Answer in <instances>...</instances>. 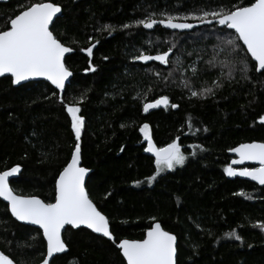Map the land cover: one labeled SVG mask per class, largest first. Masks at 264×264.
I'll return each instance as SVG.
<instances>
[{"label": "trees", "instance_id": "16d2710c", "mask_svg": "<svg viewBox=\"0 0 264 264\" xmlns=\"http://www.w3.org/2000/svg\"><path fill=\"white\" fill-rule=\"evenodd\" d=\"M35 2L0 3V30ZM53 2L63 12L51 30L74 51L65 60L73 78L63 96L47 82L16 88L10 77L0 79V172L20 166L21 175L11 182L16 194L54 202L55 180L77 143L66 111L75 105L84 119L79 143L90 172L86 190L108 218L117 243L143 239L159 222L178 239L177 264H264V231L258 227L264 223V187L232 180L224 172L232 161L230 149L264 142V74L253 69L247 79L239 71L231 80L221 77L219 63H207L217 37L225 35L212 25L190 20L196 25L190 30L135 26L149 13L160 19L162 12L183 15L247 0ZM124 24L133 26L124 29ZM105 25L113 27L111 34ZM172 44L168 65L134 59L142 51H167ZM93 45L91 56L82 51ZM177 57L182 66L175 63ZM193 62L199 69L195 77L187 70ZM184 77L192 80L193 90L211 87L218 77L222 86L214 88V95L192 97L181 86ZM161 95L169 97V107L145 115L143 103ZM145 123L158 147L179 138L186 156L183 165L151 183L156 168L144 150L140 128ZM233 230L241 240L226 235ZM63 238L68 252L51 264H126L113 242L88 230L68 228ZM46 247L42 232L18 223L0 200V250L16 264H41Z\"/></svg>", "mask_w": 264, "mask_h": 264}, {"label": "snow or ice", "instance_id": "6c2138e0", "mask_svg": "<svg viewBox=\"0 0 264 264\" xmlns=\"http://www.w3.org/2000/svg\"><path fill=\"white\" fill-rule=\"evenodd\" d=\"M59 14H62L59 4L53 0H39L10 19V27L7 30H0V77L10 74L14 85H20L22 82L35 78H44L56 89L61 91L65 89L66 81L72 75L66 67L65 54L70 53L72 49L65 46L50 29V26H54L55 20L60 18ZM159 15L162 18L157 19L156 13H149L145 18L135 21V26H142L149 30L157 25L172 30H190L196 26L189 22L190 20L200 25H212L216 32L225 35L217 37L219 44L215 46L213 58L207 63L212 67L219 63L221 77L231 80L234 78V73L239 71L247 79L249 78L247 73L253 69L264 74V0H247V3H240L232 8L221 6L212 10L200 9L183 15L167 12ZM132 26L131 24L122 25L124 29ZM103 30H108L111 34V30L114 29L111 25H105ZM94 46L82 51H86L91 56ZM174 48L175 44H172L167 51L156 55L145 54L142 51L134 59L142 62L158 61L162 65H168ZM241 52L244 53L243 56L240 55ZM220 57L224 59H219ZM175 63L178 66L183 64L179 57ZM225 66L228 68L227 73L224 70ZM89 70L95 71V68ZM187 70L191 71L193 77L199 71L196 62H193ZM157 75L160 74L157 73ZM171 75L172 73L169 72V76ZM221 77L213 81L211 87L205 86L200 90H193L192 80L184 77L181 80V86L187 88L192 97H206L214 95V88L222 86ZM169 104V97L161 95L152 102L143 103V111L148 113L150 109L161 106L167 109ZM171 107L177 108L178 105L171 104ZM66 111L71 118V128L77 143L70 161L55 180L54 202H45L35 195L16 194L10 187L9 178L20 172V166L0 172V198L7 202L11 215L18 221L36 225L42 230L47 247L46 256L41 264H49L54 254L66 251V243L62 239V230H65L66 226L74 229L85 226L94 233L102 234L115 244L126 264H177V238L165 231L159 222L147 229L143 239H121L118 243L115 241L110 231L108 218L89 198L85 188V176L89 169L80 166L79 141L84 126L83 117L78 115L81 109L75 105H67ZM260 120L264 123V116L260 117ZM189 127H191L190 123ZM140 132L147 141V147L144 150L155 157L156 172L148 178V183L154 181L161 172L185 163L186 156L178 142L179 138L163 147H158L153 142L147 123L140 128ZM230 151L234 152L238 159H234L224 168L226 175L248 177L259 185H264V142L242 143ZM246 161L257 162L259 167L235 168L232 166L244 164ZM239 195L248 199L252 198L244 192H240ZM258 227L264 231V223L258 224ZM226 235L234 237L237 241L242 239L234 230ZM0 264H15V261L0 251Z\"/></svg>", "mask_w": 264, "mask_h": 264}, {"label": "water", "instance_id": "95a60500", "mask_svg": "<svg viewBox=\"0 0 264 264\" xmlns=\"http://www.w3.org/2000/svg\"><path fill=\"white\" fill-rule=\"evenodd\" d=\"M9 1H11V0H0V3H3V4H5V3H8ZM62 12H63V10H62ZM62 16V14H59V17H61ZM55 22H56V20H55ZM50 29H52V26H50ZM72 54H74V51L72 50L70 53H66L65 54V60H66V58L67 57H69V56H71ZM67 67V66H66ZM70 71V70H69ZM71 73H72V75L68 78V80L66 81V86H65V89L63 90V91H61V90H59V89H56L55 88V86L54 85H52L51 83H50V81H47L46 79H44V78H35V79H33V80H30V81H26V82H22L20 85H14V87H16V88H18V87H20V86H23V85H25V84H28V83H33V82H41V81H43V82H47V83H49L55 90H57L58 92H59V94H60V96H63V94H64V92H65V90H66V88H67V86L69 85V83L71 82V80H72V78H73V72L72 71H70ZM259 73H261V72H259ZM7 77H10V74H5V76H3V77H0V79H2V78H7ZM11 78V77H10ZM164 107L163 106H161L160 108H157V109H150L149 110V112L148 113H145L144 111V114L145 115H147V114H150L151 112H154V111H157V110H160V109H163ZM153 142H154V140H153ZM154 144L156 145V143L154 142ZM157 146V145H156ZM146 147H147V142H146ZM238 147V146H237ZM145 154L146 155H148L149 157H151V158H153L154 160H155V157H154V155L152 154V153H150V152H146L145 151ZM229 155L232 157V161L234 160V159H238V156L234 153V152H229ZM231 161V162H232ZM231 164V163H230ZM80 166L81 167H84L83 166V160H82V152H81V162H80ZM233 167H235V168H243V167H259V164L257 163V162H249V161H246L244 164H241V165H232ZM21 173H22V169L20 168V172L19 173H17L15 176H13V177H10L9 178V180H10V187H11V182L13 181V180H16V179H18L19 178V176L21 175ZM89 175H90V172H88L87 174H86V176H85V188H86V184H87V181H88V178H89ZM229 177V176H228ZM230 179H232V180H235V179H240V180H242V181H246V182H250V183H253V184H255V185H257V186H259V187H264V185H259L258 184V182H256V181H252L250 178H248V177H240V176H235V177H229ZM87 191V190H86ZM90 198V197H89ZM0 200L2 201V202H4L5 204H7V202L6 201H4L3 200V198H0ZM94 203V202H93ZM95 204V203H94ZM8 205V204H7ZM96 205V204H95ZM9 207V206H8ZM98 208V207H97ZM99 209V208H98ZM9 212H10V208H9ZM10 214H11V212H10ZM12 216V215H11ZM13 217V216H12ZM14 218V217H13ZM15 219V218H14ZM16 220V219H15ZM18 223H20V224H22V225H25V226H29V227H32V228H35V229H38L39 231H41L42 232V230L41 229H39V227L38 226H36V225H31V224H29V223H27V222H24V221H18V220H16ZM156 223V222H155ZM109 225H110V223H109ZM162 226V225H161ZM68 228H72L71 226H66L65 227V230H62V239L64 240V238H63V235H64V232L68 229ZM162 228H163V226H162ZM72 229H74V228H72ZM80 229H85V230H88L89 232H91L92 234H94V235H97V236H99V237H102V238H105V239H107L108 240V238H106V237H103L102 236V234H98V233H94V232H92V230L91 229H87L85 226H81L80 228H78V229H74V230H80ZM164 229V228H163ZM165 230V229H164ZM110 231H111V227H110ZM166 231V230H165ZM172 234V233H171ZM174 235V234H173ZM176 236V235H175ZM177 238V237H176ZM110 241V240H109ZM45 242H46V240H45ZM112 242V241H111ZM46 245H47V242H46ZM176 246L178 247V239H176ZM1 251V250H0ZM68 252V247H67V245H66V251L64 252V253H58V254H54V258H52V259H50V261H49V264H51L52 263V261L55 259V257H57V256H62V255H64V254H66ZM122 254V253H121ZM177 256H178V249H177ZM16 264V263H15Z\"/></svg>", "mask_w": 264, "mask_h": 264}, {"label": "rangeland", "instance_id": "374dc122", "mask_svg": "<svg viewBox=\"0 0 264 264\" xmlns=\"http://www.w3.org/2000/svg\"><path fill=\"white\" fill-rule=\"evenodd\" d=\"M149 130H150V128H149ZM150 133H151V131H150ZM142 135H143V133H142ZM152 136V135H151ZM143 139H144V136H143ZM145 141V140H144ZM145 142H147V141H145ZM181 165H177L174 169H171V170H166V171H163V172H161L159 175H161V174H163V173H165V172H167V171H173V170H175V169H177L178 167H180ZM158 175V176H159Z\"/></svg>", "mask_w": 264, "mask_h": 264}]
</instances>
